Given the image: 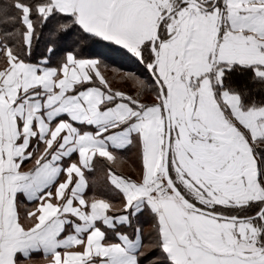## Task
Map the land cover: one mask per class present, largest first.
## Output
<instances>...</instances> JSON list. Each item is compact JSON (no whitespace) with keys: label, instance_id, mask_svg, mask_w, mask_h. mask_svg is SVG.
I'll use <instances>...</instances> for the list:
<instances>
[{"label":"snow or ice","instance_id":"obj_1","mask_svg":"<svg viewBox=\"0 0 264 264\" xmlns=\"http://www.w3.org/2000/svg\"><path fill=\"white\" fill-rule=\"evenodd\" d=\"M0 264H264V0H0Z\"/></svg>","mask_w":264,"mask_h":264},{"label":"crops","instance_id":"obj_2","mask_svg":"<svg viewBox=\"0 0 264 264\" xmlns=\"http://www.w3.org/2000/svg\"><path fill=\"white\" fill-rule=\"evenodd\" d=\"M120 155L123 158V162L121 164V170L125 172V174H131L130 165H134L135 159H136L134 150L121 151ZM97 177L98 179L102 180L103 172H98ZM21 203H22V207L26 205L25 201H21ZM142 228L144 229V235L146 237V234L148 233L149 228L148 227H142Z\"/></svg>","mask_w":264,"mask_h":264},{"label":"trees","instance_id":"obj_3","mask_svg":"<svg viewBox=\"0 0 264 264\" xmlns=\"http://www.w3.org/2000/svg\"><path fill=\"white\" fill-rule=\"evenodd\" d=\"M149 226H150V221L149 220L145 219V220H143L141 222V227H148L149 228ZM145 240H147V234H146Z\"/></svg>","mask_w":264,"mask_h":264},{"label":"rangeland","instance_id":"obj_4","mask_svg":"<svg viewBox=\"0 0 264 264\" xmlns=\"http://www.w3.org/2000/svg\"><path fill=\"white\" fill-rule=\"evenodd\" d=\"M109 74L111 75V70H109ZM115 86H118L119 87L120 85H115Z\"/></svg>","mask_w":264,"mask_h":264}]
</instances>
